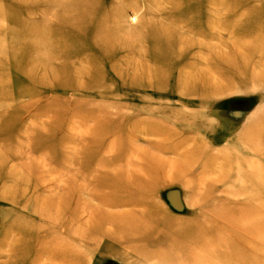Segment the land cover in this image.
<instances>
[{
  "label": "rangeland",
  "instance_id": "1",
  "mask_svg": "<svg viewBox=\"0 0 264 264\" xmlns=\"http://www.w3.org/2000/svg\"><path fill=\"white\" fill-rule=\"evenodd\" d=\"M0 264H264V0H0Z\"/></svg>",
  "mask_w": 264,
  "mask_h": 264
}]
</instances>
